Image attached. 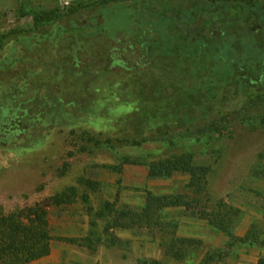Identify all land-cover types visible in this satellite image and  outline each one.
<instances>
[{
    "label": "rangeland",
    "instance_id": "374dc122",
    "mask_svg": "<svg viewBox=\"0 0 264 264\" xmlns=\"http://www.w3.org/2000/svg\"><path fill=\"white\" fill-rule=\"evenodd\" d=\"M135 7V0H0V33L9 36L0 43V93L18 70L8 68L9 59L16 54L33 62L51 59L56 45L68 43L71 33L64 28L76 17L88 32L96 23L106 28V33L86 40V56L93 62L107 60L115 40L135 61L140 48L129 47L126 31L135 28L126 18ZM115 15L122 19L120 26L110 23ZM41 31L53 41L36 46L29 38ZM19 35L27 39L18 47ZM39 75L55 78V70ZM81 87L77 81L72 86L78 92ZM91 93L92 111L78 114L72 125L37 129L15 148L0 146V211L46 202L70 186L78 187L73 204L49 209L51 255L30 264H258L264 245L239 239L254 223L264 230V93H227L193 64L161 56L144 71L116 69L103 75L91 84ZM184 152H192L195 163L212 167L209 190L202 196L188 187V174L150 179L147 166L127 165L121 174L110 169L125 156L154 161ZM81 178L94 181L95 189L80 184ZM148 191L188 196L210 207L223 202L239 208L242 214L234 230L238 240L229 245L225 233L183 207L166 209L163 220L176 223L178 235L203 241L197 253L178 261L166 256L161 231L134 227L107 233L111 218L94 216L107 202L139 210ZM114 237L120 242L112 245ZM208 254L216 258L205 263Z\"/></svg>",
    "mask_w": 264,
    "mask_h": 264
},
{
    "label": "trees",
    "instance_id": "16d2710c",
    "mask_svg": "<svg viewBox=\"0 0 264 264\" xmlns=\"http://www.w3.org/2000/svg\"><path fill=\"white\" fill-rule=\"evenodd\" d=\"M135 6V12L126 16L135 25L133 31L126 29L131 38L129 47L138 45L140 48L135 61L127 58L120 40H115L108 59L93 62L86 56L89 53L86 40L106 33V28L96 23L91 27L92 32H88L79 17L66 24L64 32H70L71 37L66 45H56L51 59L33 62L17 54L9 59L8 68L18 67V70L0 93V146L15 148L37 129L72 125L78 114L92 111L88 105L94 100L91 84L95 80L116 69L131 73L144 71L157 56L193 64L215 78L227 93L242 90L264 93V0H188L186 5L183 1L135 0ZM110 21L113 26L122 24L117 15L110 17ZM8 38L0 33V43ZM26 39L27 36L19 35L15 43L22 46ZM29 41L39 46L53 40L47 32L41 31ZM48 68H54L55 78L39 75ZM76 81L82 85L79 92L72 88ZM127 165L147 166L150 179L188 174V187L196 194L202 196L209 190L212 167L195 163L192 152L154 161L125 156L121 164L112 165L110 169L121 174ZM79 183L90 189L96 186L94 181L84 178ZM77 196L78 187L73 185L46 202L9 213L0 211V264H30L50 256L54 236L49 209L53 204H73ZM187 197L148 191L146 203L139 210L118 208L115 203L107 202L94 216L111 218L105 229L107 233L134 227L161 231L165 236L166 256L178 261L197 253L203 241L178 235V225L163 220L169 208L183 207L190 216L207 220L230 238L229 245H235L238 237L234 230L241 210L223 202L210 207L208 203L202 205V201H190ZM85 199L89 201L87 196ZM89 211L93 214L94 209L90 207ZM239 241L263 246L264 230L254 223ZM119 242L120 239L114 237L111 244ZM215 258L208 254L204 262ZM258 264H264V257Z\"/></svg>",
    "mask_w": 264,
    "mask_h": 264
},
{
    "label": "crops",
    "instance_id": "0c3cea01",
    "mask_svg": "<svg viewBox=\"0 0 264 264\" xmlns=\"http://www.w3.org/2000/svg\"><path fill=\"white\" fill-rule=\"evenodd\" d=\"M49 257V256H48Z\"/></svg>",
    "mask_w": 264,
    "mask_h": 264
}]
</instances>
